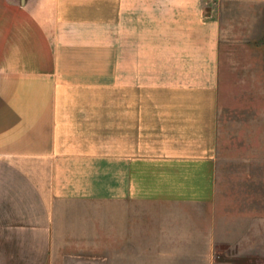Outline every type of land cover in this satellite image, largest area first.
Instances as JSON below:
<instances>
[{
    "label": "crops",
    "instance_id": "obj_1",
    "mask_svg": "<svg viewBox=\"0 0 264 264\" xmlns=\"http://www.w3.org/2000/svg\"><path fill=\"white\" fill-rule=\"evenodd\" d=\"M210 2L0 0V264H248L214 249Z\"/></svg>",
    "mask_w": 264,
    "mask_h": 264
},
{
    "label": "rangeland",
    "instance_id": "obj_2",
    "mask_svg": "<svg viewBox=\"0 0 264 264\" xmlns=\"http://www.w3.org/2000/svg\"><path fill=\"white\" fill-rule=\"evenodd\" d=\"M223 23L214 249L264 264V0H210Z\"/></svg>",
    "mask_w": 264,
    "mask_h": 264
}]
</instances>
